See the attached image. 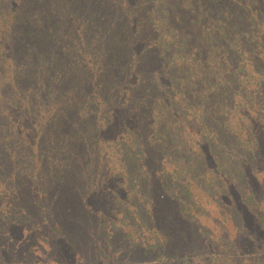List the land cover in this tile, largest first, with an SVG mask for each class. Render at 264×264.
<instances>
[{"label":"trees","instance_id":"16d2710c","mask_svg":"<svg viewBox=\"0 0 264 264\" xmlns=\"http://www.w3.org/2000/svg\"><path fill=\"white\" fill-rule=\"evenodd\" d=\"M0 264H264V0H0Z\"/></svg>","mask_w":264,"mask_h":264}]
</instances>
